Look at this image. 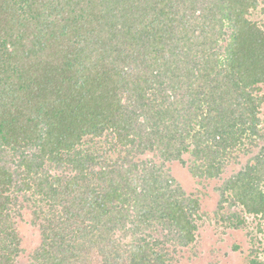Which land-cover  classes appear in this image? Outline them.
<instances>
[{
	"label": "trees",
	"instance_id": "1",
	"mask_svg": "<svg viewBox=\"0 0 264 264\" xmlns=\"http://www.w3.org/2000/svg\"><path fill=\"white\" fill-rule=\"evenodd\" d=\"M262 3L0 0V264L28 204L30 264H179L207 215L164 169L183 154L211 180L258 146L216 191L264 222Z\"/></svg>",
	"mask_w": 264,
	"mask_h": 264
},
{
	"label": "rangeland",
	"instance_id": "2",
	"mask_svg": "<svg viewBox=\"0 0 264 264\" xmlns=\"http://www.w3.org/2000/svg\"><path fill=\"white\" fill-rule=\"evenodd\" d=\"M262 7L264 3L255 11L251 10L252 12L247 16L248 19L256 24H263ZM197 44L196 42L195 45ZM259 93L264 98V84L260 86ZM258 114L259 128L264 134V100ZM263 142L264 140L260 146ZM245 146L241 149L247 148L251 150V153L244 155L236 149L233 155L236 154L237 159L233 156L229 158L225 172L218 179L193 178L187 169L189 162L187 154L182 155L184 165L178 161L167 162L164 165L167 174L175 179L186 194L199 195L200 212L207 213L196 222L198 230L195 243L176 255L179 264H249L254 258L264 263V229H262L264 222L260 215L246 214L237 205L230 207V198L220 203L221 196L216 191L225 180L238 173L247 163L253 164L251 158L258 152L259 147ZM229 194L227 192L223 198ZM218 204H221L220 209ZM30 206L31 204L22 207L15 219V229L21 239L23 249L17 258V264H30V255L42 243L38 224L33 225L32 223L34 221L33 207ZM233 212L238 215L241 225H237L238 220H234L233 216L232 221L228 219ZM233 224L235 226H232Z\"/></svg>",
	"mask_w": 264,
	"mask_h": 264
},
{
	"label": "clouds",
	"instance_id": "3",
	"mask_svg": "<svg viewBox=\"0 0 264 264\" xmlns=\"http://www.w3.org/2000/svg\"><path fill=\"white\" fill-rule=\"evenodd\" d=\"M249 215H251V214H249Z\"/></svg>",
	"mask_w": 264,
	"mask_h": 264
}]
</instances>
